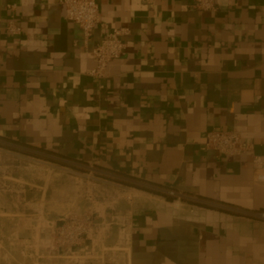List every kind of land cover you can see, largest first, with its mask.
<instances>
[{"label": "crops", "instance_id": "obj_1", "mask_svg": "<svg viewBox=\"0 0 264 264\" xmlns=\"http://www.w3.org/2000/svg\"><path fill=\"white\" fill-rule=\"evenodd\" d=\"M97 1L101 22L86 42L58 0H0V138L194 203L139 189L102 209L80 200L49 211H92L106 226L96 252L109 250L27 264H264V0H216L215 11L193 0ZM113 27L129 28L126 48L97 79L91 52ZM212 128L239 130L253 149L206 148Z\"/></svg>", "mask_w": 264, "mask_h": 264}, {"label": "rangeland", "instance_id": "obj_2", "mask_svg": "<svg viewBox=\"0 0 264 264\" xmlns=\"http://www.w3.org/2000/svg\"><path fill=\"white\" fill-rule=\"evenodd\" d=\"M83 173L96 180L88 183ZM113 187L120 188L121 199H129L128 195L133 199L141 189L194 203L176 191L172 195L142 181L99 171L91 173L90 169L73 164L59 154L20 148L17 143L0 138V264L48 259L55 250L37 234L39 229H45L47 213L60 211L67 205L77 206L80 200L102 209L110 204L112 192L115 193ZM102 188L110 191L101 195L97 190ZM44 194L46 201L41 202Z\"/></svg>", "mask_w": 264, "mask_h": 264}, {"label": "built area", "instance_id": "obj_3", "mask_svg": "<svg viewBox=\"0 0 264 264\" xmlns=\"http://www.w3.org/2000/svg\"><path fill=\"white\" fill-rule=\"evenodd\" d=\"M65 7L68 19L78 23L84 31L85 41L87 42L93 33L94 28L101 22V12L97 0H58ZM192 5L198 10L215 11L218 8L216 0H193ZM7 29L18 34L21 27L14 20H10ZM130 32L128 27L111 28L104 39L92 49V55L95 61L94 67L89 69L88 73L97 78L102 79L108 77V66L115 59L119 58L126 48L124 37ZM205 147L217 151L226 156L242 155L248 150L253 149V144L245 141L242 134L237 129H218L212 128L205 135ZM256 168L260 171L257 174L259 180L264 181V161L256 156ZM81 166V165H80ZM84 167V166H82ZM86 168V167H85ZM87 169L96 171L93 167ZM87 182L96 180L90 174L83 173ZM105 181V180H104ZM114 186V185H113ZM115 193L112 192V200L115 203L121 197L120 188L113 187ZM101 195L109 192L107 188L97 190ZM170 194H175L174 190H164ZM126 192V191H125ZM132 199L131 195L127 196ZM264 216V213H262ZM44 228L48 230L47 246L51 250L60 251L65 249L70 253L71 257L79 258L81 261L85 258H105V251L109 249L105 246L101 247V252L97 253V248L102 245L101 237L106 226L96 221L95 214L90 212H71L68 215H62L57 219L47 218ZM123 236H120L119 248L126 240L125 229H122ZM90 240V246L85 245L86 240ZM79 247L83 252L78 253L76 248Z\"/></svg>", "mask_w": 264, "mask_h": 264}]
</instances>
